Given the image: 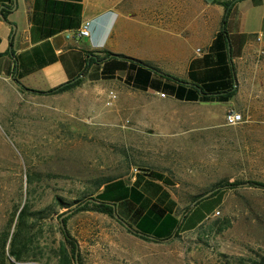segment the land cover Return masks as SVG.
Wrapping results in <instances>:
<instances>
[{
  "label": "rangeland",
  "instance_id": "374dc122",
  "mask_svg": "<svg viewBox=\"0 0 264 264\" xmlns=\"http://www.w3.org/2000/svg\"><path fill=\"white\" fill-rule=\"evenodd\" d=\"M255 60L238 75L227 104L155 101L116 83H96L27 95L36 101H22L0 117V231L23 203L51 213L37 247L16 264H55L58 218L69 211L56 198L67 203L84 189L92 198L97 179L131 177L133 169L135 176L154 172L165 179L176 215L216 184L235 187L224 188L216 207L206 199L191 209L183 228L213 208L200 227L164 241L139 240L96 212H70L65 229L79 264H254L264 258V189L250 185L264 183V56ZM110 90L116 98L106 106ZM229 111L242 122L226 126Z\"/></svg>",
  "mask_w": 264,
  "mask_h": 264
},
{
  "label": "crops",
  "instance_id": "0c3cea01",
  "mask_svg": "<svg viewBox=\"0 0 264 264\" xmlns=\"http://www.w3.org/2000/svg\"><path fill=\"white\" fill-rule=\"evenodd\" d=\"M217 2L0 0V117H6L22 101H36L27 96L38 95L31 91L46 92L78 79L76 87L83 90L90 85L95 88L96 83H116L159 98L155 101L227 104L236 92L238 75L250 71L260 54L264 56V0L232 1L227 16ZM83 21L90 22L88 37L77 36ZM103 52L123 58L91 64L81 76L86 54L101 56ZM128 59L178 81L159 77ZM102 65L109 66L105 73ZM230 86L234 94L226 102L186 100L197 99L200 91H222ZM136 179L135 174L120 178L119 189H126L121 196L112 184L97 190L105 194L103 201L112 205L120 220L131 226L152 204L164 206L165 198L158 203L163 193L173 201L160 183L142 177L144 181L134 187ZM130 188H135L142 200L130 201ZM156 225L149 232L166 235L165 229Z\"/></svg>",
  "mask_w": 264,
  "mask_h": 264
},
{
  "label": "trees",
  "instance_id": "16d2710c",
  "mask_svg": "<svg viewBox=\"0 0 264 264\" xmlns=\"http://www.w3.org/2000/svg\"><path fill=\"white\" fill-rule=\"evenodd\" d=\"M232 1L235 0H228L226 2H217L216 0H212V3L217 2L222 7L224 13L226 12V16H227L230 7L232 6V4H230ZM229 5L230 7L228 8ZM2 17H4L3 14ZM224 20H222V22H224ZM113 57L123 58L121 55H111L108 52H103L101 56L93 55V53H87L84 63L85 65L81 72V76L85 75V72L87 71L88 67L91 64H100ZM128 61L140 64L141 66L152 71L154 74H156L159 77L167 78L168 80L174 82L178 81L173 77L159 73L157 69L149 65L140 63L138 61H133L131 59H128ZM108 67L109 66L102 65L101 72L105 73V69H108ZM79 83H80V79L72 83H66L64 85H61L59 87H56L55 89L46 92L31 91V93L38 95L60 94L62 92L68 91L78 86ZM150 86L155 90L157 88L156 84L153 83ZM233 94H234V89H232V86H230L229 89L222 91H200V96L197 99L195 98V99H186V100H195V101L197 100L199 102H226L227 99L230 98ZM176 95H178L179 97V94L176 93ZM122 177L123 176H114V177H105V178L97 179L94 182V190H95L94 193L96 192L97 194L96 198L100 197L97 198L98 200L97 199L95 200L94 193L92 198L88 197L89 194L84 189L82 190V192H80L81 195L79 198L67 203H63L60 201V199L56 198V202H57L56 205L60 206L61 208L69 209L71 214H75L77 212L92 211L107 216L108 218L114 220L115 222L120 223L118 220L114 219L113 217L114 215H116L117 218L120 220V217L116 214L112 205H109L108 203L103 201L105 194H103V192L97 193V190L102 186L104 187L107 184H112L113 189L118 190L120 196L123 195L126 189L125 190L119 189L120 178ZM136 178L138 180L137 179L134 180L133 182L134 187L139 184V181L143 180L142 176L140 175H136ZM146 179L152 182H158L164 187L167 185L165 179L158 173H154V172L149 173ZM144 183L146 184L147 182L145 181ZM149 185H152V183L151 184L149 183ZM250 185L264 189V183L250 182ZM152 186L154 187V185ZM233 187H235V184H225V183H223L222 185L216 184L212 187V189L209 190V191L212 190V192L207 197L202 198L203 194L196 195L195 197H193V201H195L193 205L186 207L185 210H183V212L179 215V218L177 219L175 218L176 213L174 210L176 204L173 201L168 200V195L166 193H163V195L160 197V200H158V203L161 204L162 201L161 199L165 198L166 201L163 203L164 206L162 208H158L155 204H152L149 207V210L146 213H144V215L140 219L136 220L134 226H131L129 223L126 222L128 229L124 228V230L126 233L131 234L134 237L138 238L139 240L145 242L164 241L165 239L176 237L180 233L193 231L196 228L200 227L201 223L212 212L213 208L219 204L220 199L223 195L224 188L228 189ZM213 189L215 190L213 191ZM129 192L130 194L128 199L130 201L138 202L140 199L142 200V195L138 194L135 188H130ZM206 199L215 202V205L210 210L209 214L199 217L195 221L191 222L187 227L183 228L182 227L183 223L185 222L187 216L191 212V209L195 207L201 200H206ZM141 208H144L143 204L141 205ZM50 214L51 213L47 208L30 211L24 203L14 208L7 222V227H5L6 229L0 231V264H16L22 262L23 259L28 254H30V251H32L34 248L37 247L38 245L37 235L41 231V223L47 218H49ZM69 216L70 215H67L64 218H62L61 225H58L57 227L61 239L57 247L52 251L53 257L56 260L55 264H77V263L79 264L80 262L77 244L65 229V222L69 218ZM195 223L196 225H194ZM155 225L158 226L159 228L165 229L166 235L156 236L150 233L149 231ZM193 225L194 227H192ZM137 233H140L141 235ZM146 236H150L153 239L148 238ZM254 264H264V258L260 257L259 260L256 261Z\"/></svg>",
  "mask_w": 264,
  "mask_h": 264
},
{
  "label": "built area",
  "instance_id": "2783aa9c",
  "mask_svg": "<svg viewBox=\"0 0 264 264\" xmlns=\"http://www.w3.org/2000/svg\"><path fill=\"white\" fill-rule=\"evenodd\" d=\"M89 27H90V22L89 21H83L78 29H77V36L78 37H88L89 36ZM160 97H163L162 94L159 95ZM115 94L111 91H108L105 96V105L110 106L113 101L115 100ZM223 121L226 126H235L239 123L242 122V117L239 113L237 112H232L229 111L224 114L223 116ZM133 174L136 173V170H132Z\"/></svg>",
  "mask_w": 264,
  "mask_h": 264
},
{
  "label": "water",
  "instance_id": "95a60500",
  "mask_svg": "<svg viewBox=\"0 0 264 264\" xmlns=\"http://www.w3.org/2000/svg\"><path fill=\"white\" fill-rule=\"evenodd\" d=\"M203 1H204L205 3H210L212 0H203ZM225 14H226V12H225ZM214 190H215V189H214ZM211 192H212V191L206 193L205 195L202 196V198L207 197ZM68 214H70V211H66V212H64L63 214H61V215L59 216L58 220H59L60 225H61V219L64 218L65 216H67ZM113 217H114V219L118 220V221L121 223V225H122L123 228L128 229V226H127L126 223H124V222H122L121 220H119V219L117 218L116 215H114ZM137 234H139V233H137ZM139 235H140V234H139ZM148 238H150V237H148ZM165 240H167V239H165Z\"/></svg>",
  "mask_w": 264,
  "mask_h": 264
}]
</instances>
